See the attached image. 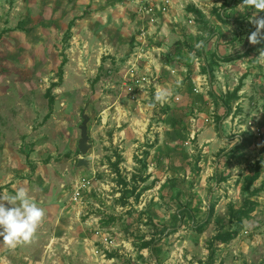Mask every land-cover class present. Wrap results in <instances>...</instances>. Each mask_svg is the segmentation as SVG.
I'll list each match as a JSON object with an SVG mask.
<instances>
[{"label": "rangeland", "instance_id": "rangeland-1", "mask_svg": "<svg viewBox=\"0 0 264 264\" xmlns=\"http://www.w3.org/2000/svg\"><path fill=\"white\" fill-rule=\"evenodd\" d=\"M119 1L0 0V193L25 187L45 211L31 243L0 242V264H101L97 246L105 264H264L262 151L236 134L264 103L256 10L178 0L140 65L169 90L159 103L124 92L138 27Z\"/></svg>", "mask_w": 264, "mask_h": 264}, {"label": "built area", "instance_id": "built-area-1", "mask_svg": "<svg viewBox=\"0 0 264 264\" xmlns=\"http://www.w3.org/2000/svg\"><path fill=\"white\" fill-rule=\"evenodd\" d=\"M119 2L135 18V23L138 27V33L135 37V44L137 45L136 51L131 55L130 66L124 75L122 86L126 96L132 100L139 101L152 88L157 92V88L155 87L159 84L158 77L151 72V69L145 70L144 66V70L142 72L140 71L141 61L144 58L152 59L153 57H158V51L161 50V48H158L154 52L150 50L146 51V48H148V38L150 35L157 33L159 28L163 31L165 26L167 27L171 23H176L177 18H171V11L178 0H120ZM261 50H264V48H261L255 53V58L260 55ZM256 63L264 75V64L258 63L257 60ZM206 120L209 121L208 118ZM239 120L240 117L237 119L236 125L242 127L243 130L236 132L238 134V142H245L244 136L240 133L246 131L248 138L251 137L258 142L264 163V103L256 111L246 116L243 125L237 124ZM89 185H91V180L86 177H81L74 188L73 200L77 201L80 199L82 197V191L88 188ZM96 234L99 240L104 242L107 247L114 244L112 238L102 232L101 229H98ZM93 253L97 258L101 257L103 259L101 264H105L106 254L98 246L94 248Z\"/></svg>", "mask_w": 264, "mask_h": 264}, {"label": "clouds", "instance_id": "clouds-1", "mask_svg": "<svg viewBox=\"0 0 264 264\" xmlns=\"http://www.w3.org/2000/svg\"><path fill=\"white\" fill-rule=\"evenodd\" d=\"M241 10L245 7L254 8L256 11L249 17V23L255 27L247 37L252 45L264 40V16L259 13L264 11V0H243L237 6ZM203 41L197 43L196 48H202ZM257 62L264 64V50L256 58ZM169 90L160 88L155 94L159 103L167 102ZM45 211L29 196L25 187H18L14 195L0 193V242L10 249L19 245L31 243L38 227L43 222Z\"/></svg>", "mask_w": 264, "mask_h": 264}, {"label": "water", "instance_id": "water-1", "mask_svg": "<svg viewBox=\"0 0 264 264\" xmlns=\"http://www.w3.org/2000/svg\"><path fill=\"white\" fill-rule=\"evenodd\" d=\"M55 107L56 109L61 108L60 100L58 99L55 100ZM82 117H83V120L80 126L81 134H80V138L78 141V149L83 155H86L90 149L89 135H88V122H89L90 116L87 113H84ZM78 166L88 167V161L84 156L79 158Z\"/></svg>", "mask_w": 264, "mask_h": 264}, {"label": "trees", "instance_id": "trees-1", "mask_svg": "<svg viewBox=\"0 0 264 264\" xmlns=\"http://www.w3.org/2000/svg\"><path fill=\"white\" fill-rule=\"evenodd\" d=\"M236 233H237V231L229 232V233L223 235V236H222V239H224V241H227V240L233 239L234 237H236Z\"/></svg>", "mask_w": 264, "mask_h": 264}]
</instances>
